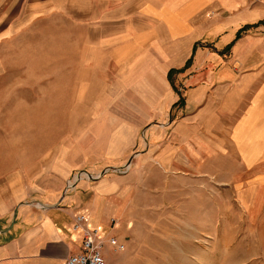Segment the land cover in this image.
Masks as SVG:
<instances>
[{"label": "crops", "instance_id": "crops-1", "mask_svg": "<svg viewBox=\"0 0 264 264\" xmlns=\"http://www.w3.org/2000/svg\"><path fill=\"white\" fill-rule=\"evenodd\" d=\"M52 25L77 28L74 104L93 123L77 159L66 145L22 143L23 132L53 130L49 90L60 85L69 105V68L59 83L5 62L6 46ZM127 161L129 175L83 182L62 200L75 170ZM152 171L235 187L254 204L264 194V0H0V264H66L82 251L79 214L123 243L122 219ZM111 252L106 244L107 262L121 264Z\"/></svg>", "mask_w": 264, "mask_h": 264}, {"label": "rangeland", "instance_id": "rangeland-1", "mask_svg": "<svg viewBox=\"0 0 264 264\" xmlns=\"http://www.w3.org/2000/svg\"><path fill=\"white\" fill-rule=\"evenodd\" d=\"M76 37V27L45 26L4 49L6 65L26 67L27 72L30 69L42 71V77L47 74L46 77H53V82L59 83L64 67H68L71 74L69 105L62 103L65 91L60 85L49 90L42 110L51 113L53 130L49 131L50 135L38 138L23 132L22 143L30 149L27 152L45 146L60 150L66 145L70 158L77 159L92 143V137L83 136L93 123L79 121L84 117V106L74 104L77 95L73 83L77 81L80 57ZM25 76L33 75L26 73ZM30 108L23 103V131L31 124L27 116ZM87 109L85 106L84 110ZM17 125L12 120L6 122L7 134L11 131L7 146L14 145L13 129ZM145 133L146 129L142 130L141 143ZM128 162L87 171L122 167ZM133 169L132 166L126 174L106 177L127 176ZM80 170L85 169L75 171ZM176 176H162L152 171L149 181L141 182L133 207L122 219L117 235L126 249L120 254L111 252V258L119 259L121 264H264V194L261 192L259 201L254 204L244 201V194L235 187L209 184L203 179L198 185L190 186L179 183Z\"/></svg>", "mask_w": 264, "mask_h": 264}, {"label": "built area", "instance_id": "built-area-1", "mask_svg": "<svg viewBox=\"0 0 264 264\" xmlns=\"http://www.w3.org/2000/svg\"><path fill=\"white\" fill-rule=\"evenodd\" d=\"M131 167L132 163L128 162L122 167H109L96 172L75 171L65 183L62 200L75 193L83 182L99 181L110 174H126L131 170ZM87 221L88 218L80 214L74 218L73 230L82 233L83 236L82 251L68 257L66 264H109L104 255L106 244L111 245L116 253L125 251L124 243H120L114 237L102 236L99 229L90 228Z\"/></svg>", "mask_w": 264, "mask_h": 264}, {"label": "water", "instance_id": "water-1", "mask_svg": "<svg viewBox=\"0 0 264 264\" xmlns=\"http://www.w3.org/2000/svg\"><path fill=\"white\" fill-rule=\"evenodd\" d=\"M132 161H130V163H131Z\"/></svg>", "mask_w": 264, "mask_h": 264}]
</instances>
